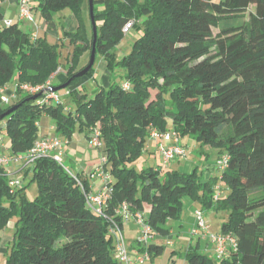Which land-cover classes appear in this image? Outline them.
Masks as SVG:
<instances>
[{
  "label": "trees",
  "instance_id": "1",
  "mask_svg": "<svg viewBox=\"0 0 264 264\" xmlns=\"http://www.w3.org/2000/svg\"><path fill=\"white\" fill-rule=\"evenodd\" d=\"M87 1L42 0L38 6L46 23L64 9L77 21L75 32L63 33L73 47L66 81L83 68L80 59L91 51L92 32L88 37L83 18ZM93 14L95 23L101 21L95 46L110 72L108 87L92 98L74 92L75 113L59 98L46 101L43 95L31 101L27 95L0 107V115L18 106L1 121L11 155L33 147L43 116L64 140L75 132L89 139L97 130L109 189L103 215L87 207L86 183L76 176L79 185L50 157L37 160L32 169L38 187L32 201L22 197L21 189L11 194L0 169V231L17 216L5 264H119L111 229L122 226L121 206L142 213L149 205L145 223L152 235L167 237L172 230L167 223L179 219L184 197L198 200L203 208L226 209L220 234L235 242L219 258L198 253V244L191 246L188 264H264V0H93ZM130 20L143 33L116 61L114 49ZM213 29L219 31L215 36ZM58 47L30 37L16 23L3 25L0 90L15 71L17 88L45 85L60 68ZM115 66L123 73L121 85L112 82ZM169 122L179 137L189 135L228 157L217 199L216 181L201 183L194 172L168 171L162 178L159 167L140 172L128 168L144 151L150 132L166 133ZM162 250L152 239L139 251H146L151 261Z\"/></svg>",
  "mask_w": 264,
  "mask_h": 264
},
{
  "label": "rangeland",
  "instance_id": "2",
  "mask_svg": "<svg viewBox=\"0 0 264 264\" xmlns=\"http://www.w3.org/2000/svg\"><path fill=\"white\" fill-rule=\"evenodd\" d=\"M88 2V1H87ZM86 2V10L88 13V4ZM85 7V6H84ZM84 9V8H83ZM97 10H102L101 5H97ZM253 11V7L248 10V12L244 15L243 19L247 20L248 13ZM72 12L70 9H64L60 12H57L54 14L52 17L53 19V24L59 29L62 28V24H65L69 28V30H75V26H72V21L69 16L71 15ZM36 19V18H35ZM34 17L32 19L25 21L27 24L31 23V29L33 31V28L36 26L35 24H40V21L38 23V20L35 22ZM38 19V17H37ZM76 20V19H75ZM24 22V23H25ZM77 22V21H76ZM4 23V21H3ZM42 23L46 24V21L42 19ZM85 23V29L87 32V36L90 37L91 35V27H90V22L89 18H86L84 20ZM101 25V21L98 20L96 23V28H99ZM3 26V25H2ZM33 27V28H32ZM23 30L25 29L22 28ZM75 32V31H73ZM213 35L218 34L217 29L212 30ZM25 33H28L27 31ZM64 32H59V37H63ZM143 31L140 25L132 28L126 35L122 37L120 42L116 45L114 49V55H115V60L119 61L123 55H126L130 52L132 45L136 39H138L142 35ZM63 39V38H62ZM59 42V41H58ZM62 43V42H61ZM59 43L58 47V53H59V64L60 66L64 63L65 58L69 52V49L67 47H64ZM63 44V43H62ZM69 46V44H66ZM72 46L70 49L69 54L72 53ZM85 62L84 65L81 67H85L88 64L89 61V56H85ZM82 59V58H81ZM80 59V61H81ZM102 57L100 55L95 56V61L93 65V71L89 75H85L80 79L81 82H84V88L82 91V94H85L87 98H92L94 94H91L92 89L98 84V86L102 87L103 86V81L102 78L106 76V80H110V72L106 71V75H104L105 68H100V63L102 61ZM104 61V60H103ZM82 62V61H81ZM81 64V63H80ZM79 67V68H81ZM62 69V68H61ZM57 72V71H56ZM55 72V73H56ZM53 73L51 77L55 74ZM123 73L121 68L118 66H115L113 69V76H112V82H114L117 85H121L124 83V78H123ZM94 77L95 81H92L91 78ZM18 81V73L17 71L14 72L10 83L8 84L9 87H12L15 82ZM78 81V82H80ZM110 82V81H109ZM108 84L103 88L106 89L109 85ZM54 86H58V82L56 80L53 81ZM71 87L60 90L56 92V96L60 99L61 104L66 108L68 111L75 113L77 110V102H76V94L71 92ZM4 88V87H3ZM70 92L72 94H70ZM77 93L81 94L80 91ZM16 94V91H15ZM19 97L18 98H23L27 96L25 92H18L17 94ZM16 100V99H15ZM14 100V102H15ZM9 105H11L9 101ZM48 119L45 120H40L39 124V129L41 132H44L45 128L48 127L47 123ZM167 133L172 134L173 128L171 123L169 122L167 124ZM76 135H79V133L75 132ZM74 136V139L75 140ZM0 139H1V148L5 151L3 152V155L5 157H9V153L7 152V148H9V139L6 136L4 130L0 132ZM81 141L84 143V145L87 144L88 146V141L85 139L84 135L81 137ZM180 144L185 148V157H179L176 158L172 161H170L168 164H163L161 156L159 154V150L161 147L165 146L166 143L160 141V140H155L150 137L147 138L146 142V147L144 151L138 156L133 162L129 163L127 166L130 169H134L136 172H140L141 170H144L146 168L152 167V168H158L160 169V177H164L168 171H174L175 168L178 169L179 172L181 173H186L190 174L194 172L196 174V177L199 178L201 183L203 182H208L210 180H215L216 184L219 186L224 187V185L221 184L220 181V176H221V169L218 166V162L222 158V155L220 154V151L218 148L206 145V144H201L197 142L193 137L189 135H184L180 137ZM75 150L78 153H82V156L85 160L86 156V148H84L82 145L77 146ZM84 150V151H83ZM99 150L100 155L97 158L99 161L101 160L102 156V147L97 148ZM96 151V150H93ZM76 153V152H75ZM75 153H70V159L74 161H77V156ZM77 153V154H78ZM95 152H91L89 150L88 154L94 155ZM62 155L61 158V165L63 168H65L70 174L76 175V167H71L69 158ZM76 156V158H75ZM74 157V158H73ZM96 158V157H95ZM10 165V168L15 170L17 172L18 167L21 168L22 163L19 162H11L9 161L7 164L4 165L5 169ZM25 173L21 174H16L14 177H16L21 183H20V188L21 192L23 193L22 197L26 201H32L37 195H38V187L36 182L33 180V170L32 167H24ZM74 168V169H73ZM177 171V170H176ZM8 177V176H7ZM11 178V176H9ZM8 179V178H7ZM222 196L226 195V191H222L221 193ZM4 199V198H2ZM5 200V199H4ZM19 200V199H17ZM4 206H8V203L4 201ZM202 211L204 219L208 225V231L211 234L217 235V232H220L222 224L227 220L228 218V211L226 209H214V208H203L202 204L198 200H194L190 197H184L182 199V210L180 213V217L177 221H169L167 223L168 226H171L172 230L169 236L167 237H161V236H156L155 234L153 235V243L157 246L163 247V250L160 254L158 255H151V261L148 262L147 264H188L187 259H186V254L188 249L192 246L195 247L197 244V239L201 236H192L190 231L188 229V223H185V219L189 218L188 221H191V216L192 213L195 211ZM143 216L146 218L147 214H143ZM17 220V216H13L10 221L7 223L5 228L0 231V264H5L6 259L8 257V254L10 253L11 246L13 243V238H14V232H15V223ZM133 222V221H131ZM176 222H180L179 224H176ZM180 224H182V227L180 228ZM138 227V226H137ZM126 235V234H124ZM134 237H131L130 239L126 236H124V241H125V248L127 252L130 250H133L132 248H136L140 254H143V252L139 251L141 249V246L138 245L137 243H134L135 240V234L133 233ZM202 238V237H201ZM206 239V238H203ZM137 240V237H136ZM208 243H211L210 240L207 238V240H203L201 242V245H197V252L204 254L205 248L204 246ZM129 254V253H128ZM211 258L214 257V253H210L209 255Z\"/></svg>",
  "mask_w": 264,
  "mask_h": 264
},
{
  "label": "built area",
  "instance_id": "3",
  "mask_svg": "<svg viewBox=\"0 0 264 264\" xmlns=\"http://www.w3.org/2000/svg\"><path fill=\"white\" fill-rule=\"evenodd\" d=\"M7 1V0H3ZM2 1V2H3ZM0 2V3H2ZM18 7V19L19 21L25 22L32 19V9H31V0H16ZM135 21H128L123 29L122 34L126 35L134 26ZM10 21H4L3 25H10ZM51 80V79H50ZM50 80L45 83L43 86H30L27 84L21 85L17 88L20 92H25L27 95H35L40 91H43L45 88H50L51 83ZM2 89L0 90V102L9 106V99L7 97H3ZM44 99L46 101L53 100L57 101L58 97L56 94L51 92H45ZM100 133L97 130H93L91 132L90 138L87 139L88 146L90 148H100L102 147L100 142ZM150 138L155 140H160L166 143L165 146L161 147L159 150V154L161 156L163 164H168L170 161L179 158L185 157V148L180 144V137L173 132L169 133H160L157 130H152L150 132ZM1 146V139H0ZM65 142L59 137H51V138H42L39 137L35 142L33 147L23 154L10 155L9 157H5L3 154H0V169L7 164L9 161L11 162H19L22 163L23 167H34L35 162L42 158L50 157L52 161L56 162L58 165H61V158L63 155ZM228 157L222 156L220 161L218 162V166L221 170L225 169L227 165ZM102 162H104V158L101 159L99 167L95 169L91 176H96L100 178L104 183V188L98 194H86V205L97 215H103V207L105 206L109 189L106 186V182L108 180L107 174L105 173L103 167L101 166ZM63 168V167H62ZM26 169V168H24ZM69 175L75 178L77 183L80 185V182L76 179L73 174H70L65 168H63ZM0 175L2 173L0 172ZM20 181L15 178L8 182L9 192L14 194L20 188ZM214 199H217L220 196V187L217 185L215 188ZM118 215L121 216L122 225L133 221L138 226V235L136 243L140 245L142 248L146 249L148 243L153 239L152 229L145 223L143 213L136 212L132 213L129 209V206L122 205L120 210L118 211ZM194 220L195 226L191 229L190 233L192 236H201L204 238H208L210 242L214 245V251L216 257L219 258L223 256L228 247L234 246V238L231 235H223V234H211L208 231V225L204 219L202 211L194 212ZM122 227V226H121ZM121 227L114 226L111 229V233L115 238V255L119 264H147L150 262V255L145 251L143 254H138L135 258H131L128 255V252L125 248V241L123 237V233Z\"/></svg>",
  "mask_w": 264,
  "mask_h": 264
},
{
  "label": "crops",
  "instance_id": "4",
  "mask_svg": "<svg viewBox=\"0 0 264 264\" xmlns=\"http://www.w3.org/2000/svg\"><path fill=\"white\" fill-rule=\"evenodd\" d=\"M42 2V0H31V9H32V17H34V21L36 22L38 20V23L40 21V24H35L36 26L33 28V31L31 29V26L29 24H27L26 22H22V21H19L18 19V7H17V3H16V0H7V1H3L1 3V14H2V20H0V28L2 27L3 25V21H10V22H13V23H16L19 25L20 29L25 33L26 31L28 32L27 34L30 35V37H35V38H45L47 40V42L49 44H59L61 43V45H63L64 47H67V49H69V52H70V49H71V45L67 46L66 44L68 42V40L64 39L62 36L59 37V32H73L77 29V22L74 18V16H69L71 18V21L73 22L72 23V26H75V30H69V28L67 26H65V24H62V28L58 30V28L56 26H54L53 24V19L49 22V23H42V17L40 16V13H39V10H38V6L40 5V3ZM83 18L84 20L86 18H89L88 16V13H87V10H86V6L84 7L83 9ZM38 17V19H37ZM25 29L23 30L22 28ZM63 38V39H62ZM59 41V42H58ZM60 45V44H59ZM73 48V47H72ZM67 54L66 58H65V61L64 63L60 66V68L57 70V72L51 77V80H50V83L54 86L53 84V81L56 80L58 82L59 85L65 83L66 81V72H67V68L69 67V58H70V55L71 54ZM85 56H88L87 54H85L80 63L79 64V67L83 66L84 65V62H85ZM62 68V69H61ZM100 68H105L104 69V75H106V71L108 72L107 68H106V63L102 60L101 63H100ZM107 76V75H106ZM106 76H104L102 78V81H103V86L100 87L98 86V84H96V86L92 89V92L91 94H95L99 89L101 88H104L107 84H108V80H106ZM92 81H95V78L92 77L91 78ZM17 82L14 83V85L12 87H9V85H6L4 88H2V96L3 97H7V99H9L10 103L13 104L14 103V100L17 99L19 96L17 94H15V91L17 92ZM84 82H78L77 84H75L74 86L71 87V92H78L80 91L81 94H82V91H83V88H84ZM58 85V86H59ZM57 87V86H56ZM70 92V94H72ZM0 107H5V105H3L1 102H0ZM67 110V109H66ZM45 119H48L47 123H48V127L45 128L44 132H41L40 129H39V124L40 122L38 123V136L39 137H42V138H51V137H58V135H56L55 131H54V123L53 121L47 117V116H43L41 118V120H45ZM5 127V124L4 122H1L0 123V130H3ZM74 136L75 137V140L74 139ZM83 136V134H80L79 135H76L75 133L72 135V137L69 139V140H64V138H61L64 142H65V146H64V150H63V155L67 157L65 158H69L70 157V153H75V158L77 159V161H74L71 160L69 158V162H70V165L71 167H76V175H74L75 177L78 176L79 179L83 182L86 183L87 187H88V194H98L103 188H104V185L105 183L98 177L96 176H91L93 174V172L95 171V169L97 167H99V164H100V161L97 159L99 158L98 156L100 155V152L99 150H97V148H90V147H87V144L84 145V143L81 141V137ZM38 137V138H39ZM85 137V136H84ZM85 139H87L85 137ZM83 146L84 148H86L85 152H86V156H85V160L82 159L83 156H82V153H78L75 148H77V146ZM7 152L9 153V155H11L10 151H9V148L6 149ZM89 150H91V152H95L94 155H89L88 152ZM93 150H96V151H93ZM84 151V150H83ZM3 152L5 153V151L0 147V154H3ZM78 153V154H77ZM63 156V158H64ZM96 157V158H95ZM103 158V155L101 156ZM74 158V157H73ZM101 158V159H102ZM100 159V158H99ZM74 169V168H73ZM175 171L178 169L175 168L174 169ZM25 169L23 166H21V168L18 167V170L17 172H15V170L11 169L10 168V165L5 169V167L3 166L2 167V172H3V175L6 176V182L8 184V182L12 179H15L16 177H14L16 174H21L22 172H24ZM8 176V177H7ZM9 176H11V178H9ZM8 178V179H7ZM143 214H147L149 213L150 211V206L145 204L144 207H143ZM191 221H188L189 218H186L185 220V223H188V229L191 230L193 229V227L195 226V220H194V213H192V216H191ZM180 222H176V224H179ZM180 228L182 227V224H180L179 226ZM121 230H122V233H123V237L127 235V237L130 239L131 237H134L133 236V233L135 234V240H134V243H136V237L138 235V227L137 225L134 223V222H129V223H126V224H123L122 227H121ZM171 233V232H170ZM218 234H220V232H217ZM126 234V235H124ZM172 234V233H171ZM204 237H199V239H197V244H199V246L201 245V242L203 240H207L206 239H203ZM205 248V251H204V254H207V255H210V253H214V258H216V254H215V251H214V245L212 243H208L204 246ZM133 250H130L128 253V255L133 259L135 258L138 254H140V252H138V250H136V248H132Z\"/></svg>",
  "mask_w": 264,
  "mask_h": 264
},
{
  "label": "water",
  "instance_id": "5",
  "mask_svg": "<svg viewBox=\"0 0 264 264\" xmlns=\"http://www.w3.org/2000/svg\"><path fill=\"white\" fill-rule=\"evenodd\" d=\"M87 4H88V16H89V21H90V26H91V31H92V37H93L92 47H91V51H90V54H89L88 64L84 68L79 70L77 73H75L65 83H63V84H61V85H59L57 87L45 88L43 91H40L39 93L33 95L32 97H30L27 100L34 101V100L38 99L39 97H42L45 92H51V93L55 94L56 92H58L60 90L66 89L67 87H69V85L71 84V82L74 79H78V78L84 77L85 75H87L89 70L93 67L94 61H95V56H96V46H95V44H96V37H97V28H96V23H95L94 14H93V0H88ZM17 107L18 106L11 107L10 109H8L4 113H2L0 115V122L3 121L7 116H9L13 111H15Z\"/></svg>",
  "mask_w": 264,
  "mask_h": 264
}]
</instances>
